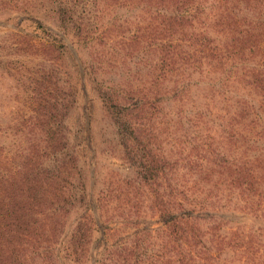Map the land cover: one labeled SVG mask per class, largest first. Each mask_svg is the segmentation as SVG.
<instances>
[{"label": "rangeland", "instance_id": "obj_1", "mask_svg": "<svg viewBox=\"0 0 264 264\" xmlns=\"http://www.w3.org/2000/svg\"><path fill=\"white\" fill-rule=\"evenodd\" d=\"M57 1L62 4L56 0H0V154L3 158L19 156L30 143L42 137L36 130L28 133L27 127L31 108L37 103L33 89L39 83L42 91H51L47 99L65 98L67 101V111L56 120L68 130L69 148L74 146L79 150V180L89 200L103 193L102 210L109 216L100 220L95 204L92 205L89 213L100 228L93 226L91 233L85 235L83 248L78 253L70 251L69 257V249H58V245L48 248L44 243L39 249H27L28 263L128 264L114 252L131 249L130 264H177L171 243L164 246L165 225L157 210L162 207L160 209L168 211L165 213L169 219L177 211L190 210L193 215L202 216L199 220L202 225L210 224L211 219L222 224L218 234H228V239L221 248H210L206 264H264V233L252 214L262 210L255 204L260 201V187L255 185L253 189L257 192L242 194V199L254 203L249 212L242 210L241 197L235 191L233 194L225 191L224 187L198 197L190 193L187 204L180 210L176 208L177 183L173 173L180 141L176 131L174 75L170 62L159 61L155 49L159 41L157 35L146 38L153 32L140 30L141 25L154 26L149 14L142 11L141 5L128 2L119 5L107 0H71L76 1L74 5L69 0ZM60 9L74 10V23L80 24L94 39L70 30L72 26L68 21L60 22ZM48 32L57 34L59 39L55 40L59 41H53ZM141 33L144 37L140 41L137 36ZM196 83L198 79L193 78L189 85L191 91H188L198 94L196 103L194 107L185 105V109L206 110L202 105L209 100H213V109H221L225 102L214 97L211 90L199 93ZM142 86L148 87L145 93L150 94L151 109L148 107L149 114L143 117L144 133L136 134L137 149L127 155L125 147L134 142H131L134 137L122 139L101 91L111 93L108 87L125 91V101L133 105L142 96ZM205 93L208 94L201 97ZM217 123L218 119L212 117L211 121L195 128V133L187 130L185 124L186 133L182 135L187 138L192 134L203 135V138L217 135ZM128 129L127 132L130 126ZM196 139L200 138H192L198 143ZM183 147H189L187 142ZM129 156L130 159L143 156L140 167L131 165L127 160ZM147 179L151 181L148 183L152 185L154 197L149 193L151 188L145 185ZM185 182L190 184V180ZM139 183L143 193L138 190ZM202 184L210 189L205 182ZM123 188L131 192V197L124 195ZM237 191L240 192V188ZM79 206L77 203L76 209ZM79 211L84 212L80 209L77 213ZM204 219H208L206 224ZM71 224L67 223L64 228V237H70ZM101 228L107 229L105 233ZM231 233H238L241 238L236 247L230 245H234L238 234ZM64 237H61L62 245L66 241ZM247 239L251 242L246 243Z\"/></svg>", "mask_w": 264, "mask_h": 264}, {"label": "trees", "instance_id": "obj_2", "mask_svg": "<svg viewBox=\"0 0 264 264\" xmlns=\"http://www.w3.org/2000/svg\"><path fill=\"white\" fill-rule=\"evenodd\" d=\"M107 1L119 5L126 2L141 5L154 26L141 25L140 30L153 32L146 38L157 35L159 41L155 49L159 61L171 64L177 98L176 131L180 141L175 161L177 167L173 173L177 183L174 192L176 208L180 210L184 203L187 204L190 193L198 197L203 193L221 191L224 187L232 194L235 191L243 202L242 210L249 212L254 203L246 202L242 194L257 192L253 189L256 185L261 192L258 193L260 201L255 204L262 210L253 211V220L261 224L259 230L264 233V0ZM56 2L62 4L61 1ZM71 2L76 4V1ZM74 12L60 9L59 21H68L72 26L70 30L94 39L80 24L74 23ZM48 36L59 41L55 40L57 34L48 32ZM143 37L141 33L137 39L141 41ZM60 42L63 43V39ZM193 78L198 79L195 85L199 93L211 90L214 97L225 102L221 109L212 108L213 100L203 103L206 110L185 109V105L194 107L196 103L194 100L198 94L188 92ZM38 84L33 89L37 103L31 108L27 127L28 133L36 130L42 137L39 136L36 143H30L19 156L3 158L0 154V264H29L27 249H39L44 243L48 248L58 245V249H69L67 254L70 257L71 252L78 253L83 248V238L91 233L93 226L100 228L93 214L89 213L93 210L92 205L95 204L100 220L109 216L102 210L105 204L103 193L89 200L79 180V150L74 146L69 148L68 130L56 120L63 111H67V101L65 98L47 99L51 97V91H42ZM108 88L111 93L101 91L105 96L103 102L119 126L122 139L134 137L131 140L134 142L125 147L127 155H132L137 149L136 134L144 133L146 125L143 121L151 109L150 94L145 93L148 87L142 86V96L133 105L125 101V91ZM148 107L150 109L146 112ZM212 117L218 119L217 135L209 134L205 138L200 134H192L190 138L182 135L185 132L183 125L195 133V128L211 121ZM129 126L130 131L127 132ZM209 131L212 132V128ZM195 137L200 138L196 139L198 143L192 140ZM185 142L189 147L184 149ZM141 158L130 159L129 156L127 160L138 168L143 162ZM188 180L190 184L185 182ZM148 182L151 181L147 179L145 185L151 188L149 193L154 197L152 185ZM137 187L143 193L141 183ZM123 191H126L124 195L127 193L125 196L131 197L126 188ZM77 203H80L79 209H76ZM154 206L156 208L155 203ZM160 208L157 210L163 215L160 217L165 225L164 246L171 243L177 264L196 261L206 264L210 248H221L228 239V234H218L222 224H216L215 219H211L208 225H202L199 221L202 216L193 215L190 210L177 211L169 219L165 213L168 211ZM80 209L84 212L77 213ZM204 220L206 224L208 219ZM66 222L72 223L70 237L63 236ZM102 229L104 233L107 230L101 228L100 231ZM61 237L66 240L63 245ZM234 240L236 242L231 247H236V243L241 241L239 234ZM246 241L251 242L250 239ZM114 254L128 264L133 255L131 249Z\"/></svg>", "mask_w": 264, "mask_h": 264}]
</instances>
